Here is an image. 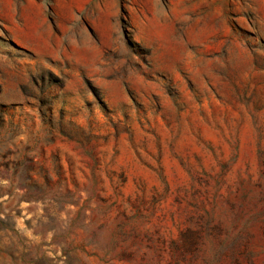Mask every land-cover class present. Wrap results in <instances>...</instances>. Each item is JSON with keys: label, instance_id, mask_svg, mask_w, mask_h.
I'll return each mask as SVG.
<instances>
[{"label": "rangeland", "instance_id": "obj_1", "mask_svg": "<svg viewBox=\"0 0 264 264\" xmlns=\"http://www.w3.org/2000/svg\"><path fill=\"white\" fill-rule=\"evenodd\" d=\"M0 264H264V0H0Z\"/></svg>", "mask_w": 264, "mask_h": 264}]
</instances>
